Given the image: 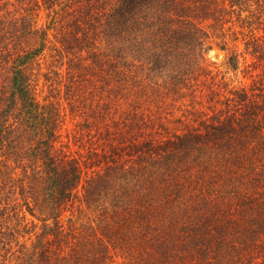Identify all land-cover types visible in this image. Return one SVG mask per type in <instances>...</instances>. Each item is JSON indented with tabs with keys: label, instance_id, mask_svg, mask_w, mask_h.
<instances>
[{
	"label": "trees",
	"instance_id": "1",
	"mask_svg": "<svg viewBox=\"0 0 264 264\" xmlns=\"http://www.w3.org/2000/svg\"><path fill=\"white\" fill-rule=\"evenodd\" d=\"M0 264H264V0H0Z\"/></svg>",
	"mask_w": 264,
	"mask_h": 264
},
{
	"label": "rangeland",
	"instance_id": "2",
	"mask_svg": "<svg viewBox=\"0 0 264 264\" xmlns=\"http://www.w3.org/2000/svg\"><path fill=\"white\" fill-rule=\"evenodd\" d=\"M217 54H216V52H211V56L213 57V59H215V60H217V61H220V59H221V57H222V54H220V56L218 57V56H216ZM74 148H77V147H75V146H73ZM35 222V221H34Z\"/></svg>",
	"mask_w": 264,
	"mask_h": 264
},
{
	"label": "water",
	"instance_id": "3",
	"mask_svg": "<svg viewBox=\"0 0 264 264\" xmlns=\"http://www.w3.org/2000/svg\"><path fill=\"white\" fill-rule=\"evenodd\" d=\"M217 56V55H216Z\"/></svg>",
	"mask_w": 264,
	"mask_h": 264
}]
</instances>
